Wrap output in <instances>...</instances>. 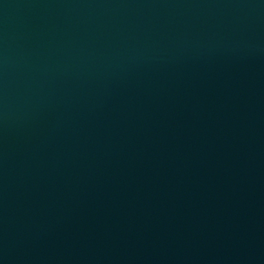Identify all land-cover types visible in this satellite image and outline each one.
I'll use <instances>...</instances> for the list:
<instances>
[{
  "label": "water",
  "instance_id": "95a60500",
  "mask_svg": "<svg viewBox=\"0 0 264 264\" xmlns=\"http://www.w3.org/2000/svg\"><path fill=\"white\" fill-rule=\"evenodd\" d=\"M0 264H264V0H0Z\"/></svg>",
  "mask_w": 264,
  "mask_h": 264
}]
</instances>
